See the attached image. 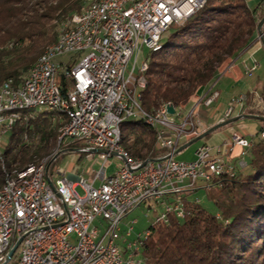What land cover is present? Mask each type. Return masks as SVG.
Here are the masks:
<instances>
[{
    "label": "built area",
    "instance_id": "obj_1",
    "mask_svg": "<svg viewBox=\"0 0 264 264\" xmlns=\"http://www.w3.org/2000/svg\"><path fill=\"white\" fill-rule=\"evenodd\" d=\"M207 2L89 0L80 14H73L62 26L55 43L45 49L19 85L12 80L0 84L1 128L9 129L22 111H58L66 122L58 130L57 148L78 143L80 147L73 151L90 155L92 150L107 151L99 155L100 167L90 182L73 174L49 177L47 158L4 175L0 187V264H145L141 252L151 228L167 223L170 214L183 217L178 195L193 190L197 180L204 182L202 188H208L212 178L234 175L220 152L206 143L197 147L192 161L178 160L174 155L186 140L205 131L198 110L200 105L210 107L217 99L213 85L189 107L165 104L148 113L140 103L148 69L144 61L136 72L140 48L149 49L151 54L160 51L170 27L192 17ZM65 55H71L72 60L62 61ZM256 68V64L246 67L245 75ZM60 75L69 80L65 95L58 83ZM168 106L173 107L172 115ZM263 106L256 96L253 108L261 111ZM233 110L228 109L226 119ZM129 118L156 130V148L167 151L170 158L148 160L143 166L144 161L129 158L120 146L121 125ZM261 138L264 140V129ZM235 145L250 147L233 135L230 148ZM112 152L124 157L126 164L107 176ZM98 180L100 184L95 186ZM169 195H176L172 204H161L164 211L149 220L143 233L128 241L133 227L122 230V219L146 200ZM96 219L106 223L102 234L98 227H92Z\"/></svg>",
    "mask_w": 264,
    "mask_h": 264
},
{
    "label": "trees",
    "instance_id": "obj_2",
    "mask_svg": "<svg viewBox=\"0 0 264 264\" xmlns=\"http://www.w3.org/2000/svg\"><path fill=\"white\" fill-rule=\"evenodd\" d=\"M85 1L0 0V84L12 80L19 85L45 49L55 43L67 20L87 7ZM263 16L264 0L252 4L247 0H208L192 17L171 26L167 42L150 55L141 91L142 108L152 113L165 104L189 107L196 96L210 90L230 62L259 43L257 26ZM58 83L65 95L69 80L60 75ZM257 90L245 94L241 114L264 115V111L250 110ZM258 92L264 101V85ZM232 114L227 119L235 117ZM198 115L203 123L211 117L204 105ZM65 122L58 111H22L9 129L0 127V136L8 133L0 148V187L5 174L49 156ZM155 137L156 130L142 121H125L120 146L132 160H156L168 152L156 148ZM24 138L32 143L26 144ZM79 147L72 143L58 148L65 155ZM238 156L231 161H237ZM245 161L244 171L212 178L208 188H203L216 214L192 198L194 190L178 195L183 217L170 214L167 223L151 228L141 252L145 264H264V140L258 137L252 142ZM53 174L48 167L49 177Z\"/></svg>",
    "mask_w": 264,
    "mask_h": 264
},
{
    "label": "rangeland",
    "instance_id": "obj_3",
    "mask_svg": "<svg viewBox=\"0 0 264 264\" xmlns=\"http://www.w3.org/2000/svg\"><path fill=\"white\" fill-rule=\"evenodd\" d=\"M88 5V0L85 1L84 8ZM83 8V9H84ZM167 32L163 39L162 43L165 44L167 42L168 38ZM259 44V43H258ZM260 45V44H259ZM150 50L141 47L139 54L136 56V72L138 69V66L141 65L144 61H149L150 59ZM84 55H80L79 58H82ZM71 55H65L61 57V60L64 62H69L72 59H69ZM79 60V59H78ZM135 60V55L132 57L128 67L126 74L129 72L133 62ZM256 60L258 61V69L257 71L252 74L253 78H259V85H264V51L261 49L260 53L256 55ZM72 62V61H71ZM215 112H213V108H209V115L214 120L215 118ZM129 122L137 121L134 118L127 119ZM242 120L238 121L236 125H239V123ZM212 121H208V123H211ZM203 127L206 129L208 128V123H203L201 121ZM258 125L261 126L262 123L258 122ZM8 133H5L0 136V148L6 143V137ZM256 138V137H255ZM26 144H31L32 142H29L26 138H24ZM257 140V138H256ZM200 145L199 142L192 144L187 149L182 151L180 154L176 156V159L182 160V161H192L194 158V152L197 149V147ZM48 159V167L49 171H53L54 173H64L65 176H68L69 174L76 175L77 177H81L82 179L86 180L87 182H90L92 179V176L94 173H96L99 170L100 167V157L98 154H88V153H80L76 151L69 152L67 154L60 153V149L56 147L53 148V152L45 159ZM123 162L116 157H111L108 159L107 167L105 169V175H111L116 170H118ZM187 182V181H185ZM100 184V181H96L94 183L95 186H98ZM197 191L192 195V198L197 199L199 201L200 206L206 210L207 212L211 214H216L217 210L215 206L208 200L205 190L202 188L204 186V182L202 180H197L195 183ZM76 192L79 195H82V190L80 187H76ZM176 199V195H169L168 197H165L164 199L160 200H154L149 199L146 200L144 203H142L139 207L128 213L121 221L120 228L122 230H128V227L132 226L133 231L131 237L127 238V240L131 241L135 238L136 234L143 233L150 225L149 220L153 219L156 215H160L164 211V205H171L172 201ZM101 223V224H100ZM105 221L96 219L92 227H98L100 229V233H104L105 231Z\"/></svg>",
    "mask_w": 264,
    "mask_h": 264
},
{
    "label": "crops",
    "instance_id": "obj_4",
    "mask_svg": "<svg viewBox=\"0 0 264 264\" xmlns=\"http://www.w3.org/2000/svg\"><path fill=\"white\" fill-rule=\"evenodd\" d=\"M257 0H247L248 3L252 4ZM261 46L257 43L247 52L239 56L236 60L230 62L224 70L220 73L219 77L213 84V91L218 93L217 99L208 108H213L215 112L214 120L211 118L208 126L215 124L217 121H225V115L229 108H234V116L241 114L242 108L239 103V99H243L245 102V94L252 91L259 90L261 86L259 84V78H253L254 74L258 69V61L256 55L260 53ZM252 64H256V70L245 75L246 67ZM263 86V85H262ZM257 90V91H258ZM261 126L258 125L257 121L253 120H242L239 125H232L228 128H221L215 131L205 141L206 144L211 146L214 150L220 152L219 156L226 163H233L230 161L232 158L237 156L241 149L238 147L230 148L231 137L233 134H238L241 137L246 138L249 142H253L256 138V133L260 130ZM194 193L197 191L196 187L193 189Z\"/></svg>",
    "mask_w": 264,
    "mask_h": 264
},
{
    "label": "water",
    "instance_id": "obj_5",
    "mask_svg": "<svg viewBox=\"0 0 264 264\" xmlns=\"http://www.w3.org/2000/svg\"><path fill=\"white\" fill-rule=\"evenodd\" d=\"M263 25H264V16L262 17V19L260 20V22H259V24L257 26V39L259 40L260 46H261V48L264 51V33L262 32ZM256 96L261 99V101L263 102V105H264V101L261 98L259 92L258 91L257 92H254V94L252 96V99H251V103H250V110H253L254 112H257V113L260 114V113H262L264 111V106H263V109L261 111H258L257 109H254L253 108V100H254V98ZM243 105H244V101L242 102V107H243ZM167 112L172 115L174 113L173 107L172 106H168L167 107ZM240 120H253V121L261 122L262 125H261L260 130L256 133V138L259 137L260 139L263 140V138H261V132L264 129V115L263 116H258V115H251V114H240V115L235 116L233 118H230V119H227V120L222 121L220 123H217L214 126L210 127L209 129L205 130L203 133H201L200 135H198L197 137H195L193 140H191V141L187 142L186 144L182 145L181 147H179L177 149V151L175 152L174 155L176 156V155L180 154L182 151H184L185 149H187L192 144L197 143V142L203 140L207 136L213 134L215 131H217V130L225 127V126H228L230 124H235V123H237ZM233 135H236L239 138L247 141L250 144V147H251L252 142H249L246 138L241 137L238 134H233ZM235 147H238V148L241 149V152L238 154L239 156L237 155L239 157L238 160L235 161V162H233V163H231V162L230 163H226L225 161L222 160L227 166L232 167V169L234 171V174L237 171H244L247 168L246 161H245V157H246V151L250 148V147L249 148H242V147L237 146V145H235L233 148H235ZM91 153L92 154H98V155H100V154H106L107 151H104V150H92ZM110 156L111 157L119 158L124 164H126L125 158L122 157L121 155H119V154H117L115 152H112V153H110ZM168 158H170V156H167L166 158L159 159L158 161H163V160L168 159ZM147 162H148V160H145L143 162L142 166L145 165ZM226 175H228V174H226ZM196 202H199V201L196 199ZM17 246H18V244H16L14 246V248L9 251V253H8V259L11 258V256L14 253V251L16 250Z\"/></svg>",
    "mask_w": 264,
    "mask_h": 264
}]
</instances>
